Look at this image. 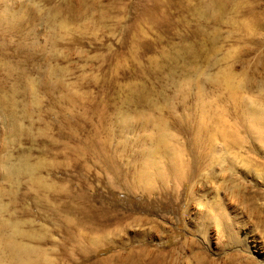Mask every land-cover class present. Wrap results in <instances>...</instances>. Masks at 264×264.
<instances>
[{
	"label": "rangeland",
	"instance_id": "374dc122",
	"mask_svg": "<svg viewBox=\"0 0 264 264\" xmlns=\"http://www.w3.org/2000/svg\"><path fill=\"white\" fill-rule=\"evenodd\" d=\"M25 261L264 264V0H0V264Z\"/></svg>",
	"mask_w": 264,
	"mask_h": 264
},
{
	"label": "bare ground",
	"instance_id": "6f19581e",
	"mask_svg": "<svg viewBox=\"0 0 264 264\" xmlns=\"http://www.w3.org/2000/svg\"><path fill=\"white\" fill-rule=\"evenodd\" d=\"M257 110V109H256ZM254 114H255V117L254 118H256V119H261L262 117H263V113L262 112H260V111H255L254 112ZM262 121V120H261ZM163 134V133H162ZM165 137V136H164ZM163 137V138H164ZM10 248H11V250H12V252L18 257V258H20V257H22V255H27L26 253H28L27 251H26V248L24 247H21V246H19V245H17L16 243H14V242H11L10 243ZM25 257H27V256H25ZM29 258V257H28ZM27 260V259H26ZM29 260V259H28ZM31 261V260H30ZM29 261V262H30ZM24 264H27L26 263V261L24 262Z\"/></svg>",
	"mask_w": 264,
	"mask_h": 264
}]
</instances>
